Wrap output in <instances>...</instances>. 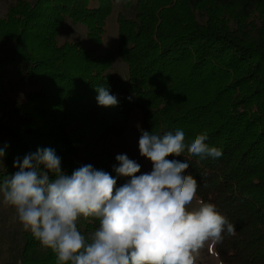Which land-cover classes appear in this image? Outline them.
Returning <instances> with one entry per match:
<instances>
[{
  "label": "trees",
  "instance_id": "1",
  "mask_svg": "<svg viewBox=\"0 0 264 264\" xmlns=\"http://www.w3.org/2000/svg\"><path fill=\"white\" fill-rule=\"evenodd\" d=\"M113 12L116 44L100 51ZM67 20L85 25L90 47L57 42ZM0 35L9 44L0 57V181L18 171L16 158L43 148L55 150L68 175L90 164L116 177L120 154L107 142L122 136L137 108L143 131L181 128L186 143L207 132L206 143L222 150L216 159L187 150L168 159L186 160L197 199L235 225L213 248L219 261L264 264V0H16ZM117 58L126 78L112 72ZM12 76L33 85L23 102L3 100ZM100 85L118 105H98ZM128 179L117 177L116 186ZM45 252L19 264H57Z\"/></svg>",
  "mask_w": 264,
  "mask_h": 264
},
{
  "label": "clouds",
  "instance_id": "2",
  "mask_svg": "<svg viewBox=\"0 0 264 264\" xmlns=\"http://www.w3.org/2000/svg\"><path fill=\"white\" fill-rule=\"evenodd\" d=\"M95 91L99 106L118 105L104 85ZM207 140L200 132L186 143L181 128L163 135L141 130L138 149L151 172L137 175L141 166L120 154L116 177L90 164L68 175L54 149H37L14 160L18 171L0 181V197L57 264H197L206 246L212 250L225 232L235 234V225L215 204L197 200L189 163L168 157L186 150L202 159L221 157ZM117 177L130 179L117 187ZM82 219L99 222L89 237L78 226Z\"/></svg>",
  "mask_w": 264,
  "mask_h": 264
},
{
  "label": "rangeland",
  "instance_id": "3",
  "mask_svg": "<svg viewBox=\"0 0 264 264\" xmlns=\"http://www.w3.org/2000/svg\"><path fill=\"white\" fill-rule=\"evenodd\" d=\"M16 0H0V19L6 17L9 5L15 4ZM117 8H115L116 11ZM2 36L0 35V41ZM58 43H63L65 41L80 42L85 47H90V42L87 38V29L82 23H72L70 20L65 21L64 25L60 27L58 34L56 36ZM117 40V24L116 15L113 12L109 18L108 27L106 35L103 38L100 51H104L109 47H113ZM0 42V57L5 48L9 47V44L3 45ZM112 72L122 78H126L128 74L126 64L120 60L116 59V62L112 68ZM16 76L9 78L10 85L6 83V91L3 100L8 102L12 101L13 98L18 101H24L31 90V86L26 81L16 80ZM11 86V87H10ZM140 110L135 108L131 111L128 118V127L120 137L110 138L107 142V148L113 153L126 154L129 159L135 160L140 166V172L137 174L150 173L152 170L151 162L142 157L138 149V140L141 135L140 129ZM5 142V141H4ZM3 157L0 158V164L3 163ZM198 200V199H197ZM192 206H196V201L193 202ZM83 234L89 237L91 233L95 230L86 231L84 225L82 227ZM30 241L32 248L26 252L24 248L25 243ZM45 247H43L38 240H36L32 234L25 231L17 219L14 208L3 203L2 197H0V264H19L23 257H36L41 258L46 252ZM197 264H222L217 258L214 249L209 250L206 246L205 249L201 251L198 258Z\"/></svg>",
  "mask_w": 264,
  "mask_h": 264
}]
</instances>
